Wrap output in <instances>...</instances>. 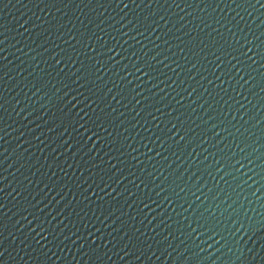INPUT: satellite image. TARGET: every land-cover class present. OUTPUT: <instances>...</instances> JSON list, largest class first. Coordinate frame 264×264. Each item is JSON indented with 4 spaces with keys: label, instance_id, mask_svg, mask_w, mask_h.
<instances>
[{
    "label": "water",
    "instance_id": "1",
    "mask_svg": "<svg viewBox=\"0 0 264 264\" xmlns=\"http://www.w3.org/2000/svg\"><path fill=\"white\" fill-rule=\"evenodd\" d=\"M0 264H264V0H0Z\"/></svg>",
    "mask_w": 264,
    "mask_h": 264
}]
</instances>
